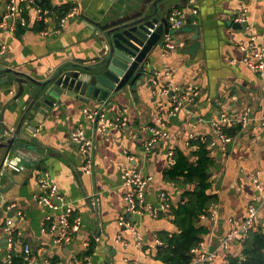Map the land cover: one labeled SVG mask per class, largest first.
I'll list each match as a JSON object with an SVG mask.
<instances>
[{
    "label": "crops",
    "instance_id": "obj_1",
    "mask_svg": "<svg viewBox=\"0 0 264 264\" xmlns=\"http://www.w3.org/2000/svg\"><path fill=\"white\" fill-rule=\"evenodd\" d=\"M52 1L54 6L62 3L76 6V17L59 32L56 31L59 17L49 18L47 35L37 29L38 19L32 7L25 13L26 25L21 24L19 17L6 25L0 24V43L6 46L0 67L36 78L49 75L66 61L92 58L97 55V39L86 20H97L102 12L122 0ZM6 2L0 6V23ZM175 9L182 11V26H199L197 39H193L192 30L171 33L170 27V33L163 37L164 46L156 44L147 56L143 84L127 87L102 102L66 98L50 113L39 117L34 149L8 153L0 173V185L9 186L6 193L0 192V261H7L11 256L5 239V223L13 218L15 252L24 254L23 249L29 244L32 264H46L55 255L60 256L58 264L71 261L83 264L85 256H89L91 264H167L156 257L157 233L177 230L173 216L153 217L130 212L124 202L126 187L121 169L133 167L151 177L146 188L150 203L158 205L164 191L177 202L190 186L166 182L163 171L169 166L171 150L178 147L189 153L194 149L189 146L193 136L214 137L210 148L215 161L210 170L212 191L218 196L219 216L215 224L211 222L210 233L204 236L205 249H215L231 228L244 223L248 206L261 202L262 194L254 175L264 187V128L258 120L264 109V76L240 62L243 56L240 44L251 33H256L264 44V0H196L192 5L173 8L170 12ZM240 16L246 20L242 22ZM232 21L241 26H234ZM168 35L174 38V48L166 45ZM192 46L195 47L191 49ZM166 71L172 72L170 77ZM152 76H157L162 85L172 82L179 88L191 86L199 95L173 115L170 96L159 92ZM10 89L8 93L7 89H0V118L3 114L5 123L13 128L28 97V86L12 102L18 84L14 83ZM86 107H103L109 122L126 117L127 124L123 127L111 124L104 131H97L84 114ZM248 109L256 118L241 126L230 141L223 142L216 136L212 120L236 117ZM160 121L165 123L168 136L150 144V127ZM81 124L95 140L93 171L82 170L83 157L71 138ZM0 153L2 166L6 155L3 149ZM46 174L81 220L72 241L63 248L56 245L52 231L60 211L49 212L36 199L42 189L40 180ZM87 198H91L93 207ZM257 224L264 226V204ZM135 233L142 235L141 244ZM88 250L91 253L85 255ZM239 251L238 240L231 254ZM223 256L221 250L217 261L221 262Z\"/></svg>",
    "mask_w": 264,
    "mask_h": 264
},
{
    "label": "water",
    "instance_id": "obj_2",
    "mask_svg": "<svg viewBox=\"0 0 264 264\" xmlns=\"http://www.w3.org/2000/svg\"><path fill=\"white\" fill-rule=\"evenodd\" d=\"M194 2L196 0H122L112 4L97 20H86L97 39V55L92 58L66 61L49 75L36 78L1 66L0 89H7L8 93L14 83L18 84V91L11 102L23 95L25 86H28V97L15 118L13 128L5 123L3 114L0 118V149L6 155L0 173L10 151L18 154L35 148L39 117L50 113L66 98L102 102L122 93L127 87L143 84L148 54L156 44L164 46L163 37L170 33V10L185 8ZM186 30L194 31L193 39L199 37L197 24L181 26L171 33ZM8 190L9 186L0 185L1 193ZM87 201L93 205L91 198Z\"/></svg>",
    "mask_w": 264,
    "mask_h": 264
},
{
    "label": "built area",
    "instance_id": "obj_3",
    "mask_svg": "<svg viewBox=\"0 0 264 264\" xmlns=\"http://www.w3.org/2000/svg\"><path fill=\"white\" fill-rule=\"evenodd\" d=\"M33 0H7L5 3V9L2 16L1 25H6L7 22L20 18L22 25L27 24V19L23 12V3L30 7ZM36 7V6H35ZM33 8V7H32ZM37 8V15L39 19L43 18V13L39 7ZM78 8L72 6L71 9L62 17L59 18L58 24H56V31H60L72 18L76 17ZM239 20L244 22L246 18L240 16ZM169 22L171 29H177L183 25L182 11L179 9L172 10L169 13ZM48 26L41 30V33L47 35L49 33ZM166 45L169 48H174V39L172 35L167 36ZM240 49L243 52V56L240 62L248 66L250 69L258 72L260 75L264 76V44L258 39L256 33H251L248 38L241 42ZM6 52V46L0 43V61ZM170 71H166L168 77L171 76ZM152 83L154 86L159 88L161 94H166L170 96L171 99V111L170 113L176 115L183 106L194 101L199 92L193 89L191 86L186 88H179L175 86L172 82H168L166 85H162L161 80L157 76H152ZM84 114L89 121H91L95 126L97 131H104L109 125L114 124L115 126H126L127 118H118L115 122H109L106 118V113L103 107H86L84 108ZM256 118L250 109L244 111L236 117L222 116L218 119L212 120V125L216 136L222 139L223 142H228L232 139L231 136L227 135L223 130L226 126H231L235 123H240L242 126H247L253 119ZM260 125L264 128V109L258 117ZM165 123L160 121L158 125L151 126L152 144L159 138H164L168 136V131L165 129ZM194 137V136H193ZM71 138L78 150L81 152L83 157L82 170L83 171H93L95 166V140L89 135L81 124L79 128L75 129L71 135ZM169 164L172 163L173 151L169 152ZM48 174L42 176L41 182V193L36 196L39 203L48 207L49 212L54 210L60 211V215L53 221L52 231L55 233V243L59 248H63L66 244L70 243L73 239L74 234L79 230L81 225L80 218L71 219L73 209L71 203L67 200L66 196L59 190V188L53 184ZM122 183L126 187V192L124 195V202L127 209L136 214L140 215H150L153 217L161 216L162 212H165L170 207V203L173 201L168 194L164 191L161 194V200L158 205L152 204L147 200L146 188L150 180V176L144 175L140 170L133 167L124 166L121 169ZM254 182L257 188L261 191L262 199L260 203L252 202L248 206L247 217L244 223L240 227L231 228L223 237L220 244L215 249H205L204 243L201 242L200 246L195 249V257L191 264L201 263V264H227L228 256L231 255L232 246L236 241H243L246 237L249 228L257 224L258 215L261 206L264 204V187L258 179V176L254 175ZM50 214V213H49ZM219 213L217 210V204L210 206L208 213L202 214L201 218L203 221H209L216 223ZM50 217V216H48ZM15 220L13 218H8L5 223V233H6V244L9 250L15 247ZM134 231V230H133ZM135 232V231H134ZM136 234V233H135ZM138 242L141 244L143 242L142 235L136 234ZM158 243H160L158 241ZM224 253L221 262L217 261L218 253ZM23 251L26 254V258L32 254V247L27 244L25 245ZM10 259V258H9ZM29 259V258H28ZM86 264H91L89 256L84 257ZM74 262H69L73 264ZM28 264H32V260H29ZM48 264V262L46 263Z\"/></svg>",
    "mask_w": 264,
    "mask_h": 264
},
{
    "label": "trees",
    "instance_id": "obj_4",
    "mask_svg": "<svg viewBox=\"0 0 264 264\" xmlns=\"http://www.w3.org/2000/svg\"><path fill=\"white\" fill-rule=\"evenodd\" d=\"M4 0H0V6ZM32 6L39 7L43 13L42 20L36 23L37 29H44L49 18L65 15L72 7L70 3L53 5L52 0H33ZM28 6L23 3L22 15L28 12ZM166 85V84H165ZM241 124L234 127H224L229 136L240 130ZM214 140L211 136H194L189 141V146L194 147L189 153L181 148L173 149L172 163L163 171V179L174 184H189V188L182 193V198L171 202L167 211L161 215H172V221L177 230L159 231L157 239L156 257L167 264H191L195 257V249L203 242L204 236L211 231V222H203L201 215L206 214L213 204H217L218 196L212 191L211 166L215 158L211 154L210 143ZM76 214L72 213L74 220ZM16 233V232H15ZM16 242V236H15ZM93 245V244H92ZM92 247V246H91ZM11 256L0 264H28L33 259V253L26 258L25 252L17 255L15 247L10 250ZM91 250L85 252L89 255ZM60 256L55 255L48 259V264H58ZM83 264H85L83 262ZM227 264H264V226L255 224L249 228L246 237L240 242V251L228 256Z\"/></svg>",
    "mask_w": 264,
    "mask_h": 264
},
{
    "label": "rangeland",
    "instance_id": "obj_5",
    "mask_svg": "<svg viewBox=\"0 0 264 264\" xmlns=\"http://www.w3.org/2000/svg\"><path fill=\"white\" fill-rule=\"evenodd\" d=\"M30 7H33V9H35V11H37V8H36L35 6H32V5L30 4ZM37 13H38V12H36V17H37V19H38L39 21L42 20V19H39ZM1 22H2V20H1ZM0 24H1V23H0Z\"/></svg>",
    "mask_w": 264,
    "mask_h": 264
}]
</instances>
